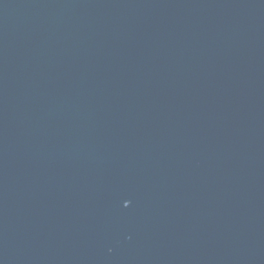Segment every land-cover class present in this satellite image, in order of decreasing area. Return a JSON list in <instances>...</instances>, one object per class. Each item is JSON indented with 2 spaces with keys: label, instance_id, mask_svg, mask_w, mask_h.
<instances>
[{
  "label": "water",
  "instance_id": "obj_1",
  "mask_svg": "<svg viewBox=\"0 0 264 264\" xmlns=\"http://www.w3.org/2000/svg\"><path fill=\"white\" fill-rule=\"evenodd\" d=\"M0 264H264V0H0Z\"/></svg>",
  "mask_w": 264,
  "mask_h": 264
}]
</instances>
